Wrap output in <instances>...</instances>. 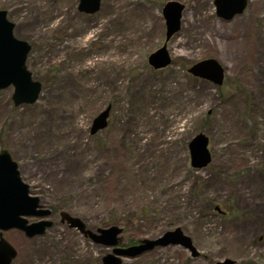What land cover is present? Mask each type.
I'll return each mask as SVG.
<instances>
[{
    "label": "rangeland",
    "instance_id": "1",
    "mask_svg": "<svg viewBox=\"0 0 264 264\" xmlns=\"http://www.w3.org/2000/svg\"><path fill=\"white\" fill-rule=\"evenodd\" d=\"M168 1L101 0L86 14L80 0H0L42 85L31 106L0 91V150L53 222L33 239L6 233L12 264H103L112 248L61 223L63 211L92 231L122 227L124 246L180 228L200 253L168 245L122 264H264V0L232 20L214 0H176L186 10L167 44L174 62L155 71ZM206 58L225 67L221 87L188 74ZM200 133L213 159L196 171L189 144Z\"/></svg>",
    "mask_w": 264,
    "mask_h": 264
},
{
    "label": "water",
    "instance_id": "2",
    "mask_svg": "<svg viewBox=\"0 0 264 264\" xmlns=\"http://www.w3.org/2000/svg\"><path fill=\"white\" fill-rule=\"evenodd\" d=\"M101 0H80L78 10L86 14H94L100 8ZM217 15L225 20H232L240 15L247 7L248 0H214ZM186 6L176 0L167 2L162 14L166 24L165 43L152 53L148 64L154 70L169 67L173 60L168 51V41L179 33L182 25L183 14ZM14 24L7 19V13L0 11V90L14 87L12 100L15 106L35 104L42 90V85L34 81L32 73L26 66L30 45L15 38ZM188 73L196 78H201L221 86L225 78V69L214 58H207L193 64ZM111 108L100 113L93 122L91 134H96L107 126ZM208 137L200 133L190 142L191 165L197 170L207 167L212 156L208 148ZM51 211L40 206L38 197L30 195L29 186L22 180L19 166L13 160L8 150L0 151V264H11L16 257V250L4 238L3 232L16 229L25 233L26 237L43 236L53 226L47 218ZM62 223H67L69 228L78 229L85 237L97 244L116 247L113 254L103 258L104 264H122L123 258H137L147 252L168 245H182L188 249L192 256H199L190 237L186 236L180 228L169 231L156 239H144L138 245L130 247H117L123 229L118 226L98 229L97 232L86 229L84 222L67 212H61ZM29 218L40 219L38 222L29 223ZM215 264H235L233 260L226 259Z\"/></svg>",
    "mask_w": 264,
    "mask_h": 264
},
{
    "label": "trees",
    "instance_id": "3",
    "mask_svg": "<svg viewBox=\"0 0 264 264\" xmlns=\"http://www.w3.org/2000/svg\"><path fill=\"white\" fill-rule=\"evenodd\" d=\"M143 214V212H140V216Z\"/></svg>",
    "mask_w": 264,
    "mask_h": 264
},
{
    "label": "bare ground",
    "instance_id": "4",
    "mask_svg": "<svg viewBox=\"0 0 264 264\" xmlns=\"http://www.w3.org/2000/svg\"><path fill=\"white\" fill-rule=\"evenodd\" d=\"M76 164H74L73 166H75Z\"/></svg>",
    "mask_w": 264,
    "mask_h": 264
}]
</instances>
